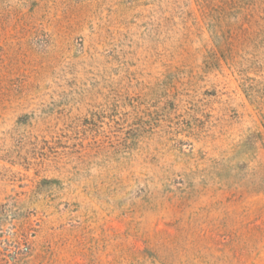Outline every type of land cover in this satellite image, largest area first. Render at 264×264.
<instances>
[{
	"label": "rangeland",
	"instance_id": "1",
	"mask_svg": "<svg viewBox=\"0 0 264 264\" xmlns=\"http://www.w3.org/2000/svg\"><path fill=\"white\" fill-rule=\"evenodd\" d=\"M0 264H264V0H0Z\"/></svg>",
	"mask_w": 264,
	"mask_h": 264
}]
</instances>
